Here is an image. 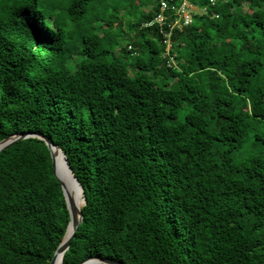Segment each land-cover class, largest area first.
I'll return each mask as SVG.
<instances>
[{
	"label": "trees",
	"instance_id": "obj_1",
	"mask_svg": "<svg viewBox=\"0 0 264 264\" xmlns=\"http://www.w3.org/2000/svg\"><path fill=\"white\" fill-rule=\"evenodd\" d=\"M191 1L0 0V142L51 138L85 193L64 264H264V0ZM69 223L46 143L3 150L0 264Z\"/></svg>",
	"mask_w": 264,
	"mask_h": 264
},
{
	"label": "water",
	"instance_id": "obj_2",
	"mask_svg": "<svg viewBox=\"0 0 264 264\" xmlns=\"http://www.w3.org/2000/svg\"><path fill=\"white\" fill-rule=\"evenodd\" d=\"M29 138H38L43 140L48 149L50 150L52 157V165L54 169V174L58 181L61 184L63 194L66 200V204L70 213V223L68 225V229L66 235L64 237L63 242L60 244L58 249L56 250L50 264H56L57 258H61V264H64V258L66 252L70 249L72 241L76 237V232L78 231L79 226L83 222V206L86 204L84 189L79 182L78 178L75 176L73 169L67 159L65 152L56 145L51 138L44 136L42 133H28L25 135L16 134L13 135L3 141L0 142V153L16 144L18 141L29 139ZM71 176L73 181L71 182L75 187H79L82 196H83V205L81 208H77V204L73 193L71 192V187L64 182L63 177ZM80 264H125L124 262H120L111 258H102L100 256L89 257L82 261Z\"/></svg>",
	"mask_w": 264,
	"mask_h": 264
},
{
	"label": "built area",
	"instance_id": "obj_3",
	"mask_svg": "<svg viewBox=\"0 0 264 264\" xmlns=\"http://www.w3.org/2000/svg\"><path fill=\"white\" fill-rule=\"evenodd\" d=\"M181 1H182L181 3H177V0H161L162 14L157 18L156 22L159 23L161 26H164L166 24V16L163 13L166 11H171L175 16V20L172 23H170L171 29L175 27L182 28L184 26L191 24L193 21V13L195 12L193 7L195 5L192 3L191 0H181ZM215 3H216L215 0H211L212 5H215ZM167 36H169V34H167ZM167 44L169 45L167 49H170L171 47L170 40H167Z\"/></svg>",
	"mask_w": 264,
	"mask_h": 264
},
{
	"label": "bare ground",
	"instance_id": "obj_4",
	"mask_svg": "<svg viewBox=\"0 0 264 264\" xmlns=\"http://www.w3.org/2000/svg\"><path fill=\"white\" fill-rule=\"evenodd\" d=\"M159 25V23H158ZM64 182H66L71 188V192L73 193V196L76 201L77 208H81L83 205V198L80 196L78 192V187H75L71 182L73 181V178L71 176L63 177ZM56 264H61V258H57Z\"/></svg>",
	"mask_w": 264,
	"mask_h": 264
},
{
	"label": "rangeland",
	"instance_id": "obj_5",
	"mask_svg": "<svg viewBox=\"0 0 264 264\" xmlns=\"http://www.w3.org/2000/svg\"><path fill=\"white\" fill-rule=\"evenodd\" d=\"M193 8H194L195 12H197L199 14L201 13V10H199V8H197L196 6H194ZM227 44L229 45L230 43H227ZM168 47H169V45H168Z\"/></svg>",
	"mask_w": 264,
	"mask_h": 264
}]
</instances>
